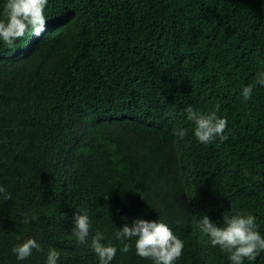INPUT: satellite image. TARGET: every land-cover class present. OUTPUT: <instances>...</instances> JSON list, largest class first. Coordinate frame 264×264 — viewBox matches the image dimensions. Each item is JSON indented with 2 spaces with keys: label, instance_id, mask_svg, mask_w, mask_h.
I'll list each match as a JSON object with an SVG mask.
<instances>
[{
  "label": "trees",
  "instance_id": "16d2710c",
  "mask_svg": "<svg viewBox=\"0 0 264 264\" xmlns=\"http://www.w3.org/2000/svg\"><path fill=\"white\" fill-rule=\"evenodd\" d=\"M44 14L39 36L0 41V264H46L49 248L57 264H99L97 231L117 248L110 264H153L115 237L139 218L183 241L175 264H231L204 215L252 214L264 238V0H48ZM188 106L225 118L227 140L199 143ZM28 238L42 250L17 260Z\"/></svg>",
  "mask_w": 264,
  "mask_h": 264
},
{
  "label": "clouds",
  "instance_id": "9594fccd",
  "mask_svg": "<svg viewBox=\"0 0 264 264\" xmlns=\"http://www.w3.org/2000/svg\"><path fill=\"white\" fill-rule=\"evenodd\" d=\"M48 0H7L3 8V17L0 19V41L9 48L15 42L23 39L26 34L39 36L46 28L44 14ZM256 84L264 87V72L258 73ZM249 85L242 90L245 101L251 99L253 87ZM187 121L194 125L193 134L201 144H210L215 140L224 142V134L228 121L217 116L216 111L207 114L194 110L191 106L186 108ZM218 111V109H217ZM174 134L183 138L188 130L185 128L174 129ZM245 175H249L246 171ZM11 193L0 186V201L11 200ZM222 226L213 222L208 215H204L198 222L200 231L208 236L211 246L218 247L222 253L228 255L231 264H244V260L255 261L257 256L264 251V238L259 233L256 217L252 214L237 212L236 214H223ZM24 223L30 221L25 218ZM74 227L72 234L78 245L88 244L90 236V219L86 212L77 211L73 217ZM115 232V237L123 245L122 253L130 250L131 245L126 241L135 239V249L139 257L150 259L153 264H175L182 255L184 243L171 228L163 222L148 221L142 218L135 219L131 225L125 223ZM19 239V237H18ZM104 234L97 231L91 238L90 247L99 258V264H110L115 258L117 248L110 244L102 243ZM41 251L42 246L35 239L28 238L23 243L14 246L11 251L17 260L23 261L30 257L33 250ZM60 251L49 248L46 253V264H57Z\"/></svg>",
  "mask_w": 264,
  "mask_h": 264
}]
</instances>
